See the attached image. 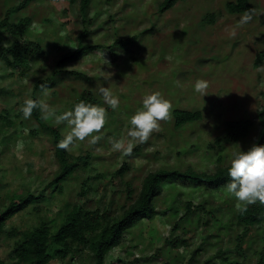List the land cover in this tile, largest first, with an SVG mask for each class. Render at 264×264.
Segmentation results:
<instances>
[{
    "label": "rangeland",
    "instance_id": "374dc122",
    "mask_svg": "<svg viewBox=\"0 0 264 264\" xmlns=\"http://www.w3.org/2000/svg\"><path fill=\"white\" fill-rule=\"evenodd\" d=\"M161 1L90 0L84 15L79 1L72 4L69 0H35L15 13L17 17H31L27 37L41 44L44 56L32 59L23 68L0 59V89L7 93L0 97V207L14 192L30 190L41 193L42 199L10 219L5 226L7 231L15 227L24 232L41 220L57 226L67 202L86 200L89 209L110 207L111 214L117 215L129 202L125 182L137 192L145 175L161 167L184 170L190 166L210 172L218 164V155L222 165L228 164L233 152L247 151L257 139V113L264 104V70L258 69L264 67V57L259 66L254 62L257 53L264 51V0H248L260 14L236 28L234 38L230 31L242 14L229 13L226 4L235 0H181L164 12L159 11ZM19 2L0 0V17L10 4ZM210 14L212 21L207 19ZM84 29L87 34L83 43L100 44V49L89 51L74 62L57 65L60 55L77 46ZM0 38V42L9 41L12 36L0 27ZM100 53L111 67L104 65ZM54 70L59 79L51 89L45 87V96L42 84L37 88L34 85ZM102 71L113 75L105 79ZM198 79L209 83L208 94L203 97L194 91ZM97 84L108 87L119 98L116 110L104 103ZM84 89L94 90L100 97L99 106L107 110V123L96 145L86 140L71 146V155H91V169L74 174L65 182L64 191L52 196L54 189L48 183L59 168L52 136L32 116L24 119L19 109L35 90L39 99L59 114L71 110ZM153 92L168 99L172 111L199 109L201 119L175 129L171 111V119L161 122V131L142 144L140 153L125 156L114 151L109 138L126 136L130 117L142 107L143 97ZM244 119L252 120V125L243 139L231 142L223 136L215 149L209 147L223 135L225 121ZM47 122L59 127L63 136L69 131L66 124L56 125L52 119ZM125 161L129 168L123 178L114 175ZM97 173L102 174L103 187L93 190V176ZM88 176L92 178L86 179ZM82 185L83 189H90L78 197ZM181 191L173 193L177 198L172 207L166 208L172 194L165 189L156 199L157 210L165 211L164 214L131 228L105 263L119 260L121 264H219L227 254L226 264L255 263L256 252L264 245V223L248 229L244 247L251 242L250 248L236 252V233L246 229L232 230L225 225L227 208L238 202L226 187L205 194L187 186ZM188 198L195 203L206 200L205 206L212 215L196 211L190 224L183 220L174 228L175 217L171 213H175L180 200ZM197 217L200 221L196 225ZM177 237L184 238L186 245H174ZM19 240V232L14 237L0 236L3 264L14 263L9 254ZM78 248L72 256L49 264H92L90 251ZM218 248L223 254L217 253Z\"/></svg>",
    "mask_w": 264,
    "mask_h": 264
},
{
    "label": "trees",
    "instance_id": "16d2710c",
    "mask_svg": "<svg viewBox=\"0 0 264 264\" xmlns=\"http://www.w3.org/2000/svg\"><path fill=\"white\" fill-rule=\"evenodd\" d=\"M32 1L35 0H20L16 5L12 3L8 6L4 16L0 17V27L12 36L11 40H3L0 42V59L5 61L8 65L13 67H26L28 63L35 58H42L44 51L38 41L31 40L27 37L31 17H17L15 14L18 10L27 7ZM79 1L80 11L85 15L90 0H69L70 3ZM178 1L181 0H162L159 4V11L173 7ZM226 9L229 13H241L249 9H253L248 0H235L227 2ZM213 15H208V20H213ZM87 34L84 29L79 37L77 46L73 50L65 51L60 55L56 61L57 65H65L84 57L89 51L100 49V44L83 43L82 38ZM1 40V38H0ZM264 57V51H259L256 55L254 65L257 67L261 64ZM73 74H77L71 71ZM58 72L55 70L52 74L44 80H39L35 83L34 88L40 84L51 89L58 81ZM29 99L40 100L35 90L32 91ZM6 91L0 89V97L6 96ZM80 101L86 103L100 105L102 100L96 96V92L91 89H84L76 98L71 106ZM32 117L52 136V141L55 146V155L58 160L59 168L53 178L49 181V187H53L54 191L51 193L55 196L56 192H63L65 189V182L74 176L79 171H88L90 167L89 153L71 155L68 151L57 148V143L63 139L62 132L59 127L54 126L47 121L41 119L39 110H34ZM201 111L199 109H173L172 118L173 126L175 129L181 128L185 124L193 123L201 119ZM257 118L260 122V130L257 139L249 146V148L256 144L258 146L264 145V104L257 113ZM13 123V122H12ZM224 133L216 137L214 143L209 147L213 150L220 144L222 137L228 141L236 142L243 139L247 129L252 125V120H228L224 123ZM35 134V130L30 131ZM248 148V149H249ZM142 144L134 147L132 154L140 153ZM221 157L218 155V164L215 168L208 172L204 170H196L192 167H187L184 170L178 168H158L154 171L148 172L142 180L137 192L129 182H125L126 198L128 205L117 215L111 214L110 207H97L89 209L86 207V200L82 203H69L64 206V213L62 214L59 224L53 226L47 220L41 222L31 229H26L24 232L17 231L16 228L6 229L7 222L17 214L23 212L31 204L38 199H42V194H34L30 190L25 193H13L8 202L0 207V236L7 235L14 237L18 232L20 240L15 245L13 252L9 254L13 260V264H49L54 259H66L73 255L74 249L80 250L78 247L82 246L90 251L92 264H106L105 259L109 256L110 252L122 244L125 234L141 221H151L155 217L163 215L165 211H158L156 199L165 190H169L172 194L169 198L166 208L172 207L173 202L177 198L175 194L182 192L185 186L189 187L192 191L194 189L200 190L203 194L218 191L230 182L228 176V168L230 163L222 165ZM129 165L125 161L121 166L113 172L114 175L123 178ZM101 173L93 176L95 182L92 183L93 190L102 189L100 185ZM92 178L88 176L86 179ZM85 180L82 181V183ZM82 185L77 191L78 197L84 196L88 190L83 189ZM206 200L202 199L198 203L191 198L180 200L179 207L175 213H171L175 217L174 228H176L181 221L187 223L192 222V215L198 211L206 212L212 215V212L205 206ZM160 212V213H159ZM227 221L225 224L230 229L242 227V232L236 233L234 248L236 252L245 251L250 248L251 242L244 247L245 236L248 229L264 223V204L259 202L248 205L247 211L240 213L236 210L232 203L225 212ZM198 216V215H196ZM212 218V216L210 217ZM200 219L197 217L195 220L196 225ZM53 223V221H51ZM206 223L208 220L205 221ZM174 242L186 245L184 238H175ZM264 242V239H263ZM196 252V251H195ZM217 253L223 254L221 249H217ZM256 254L257 259L254 264H264V245ZM229 254L224 256L219 264H226ZM192 259V258H191ZM0 264L3 261L0 260ZM109 264H121V261L111 262ZM124 264V263H123ZM129 264V263H125Z\"/></svg>",
    "mask_w": 264,
    "mask_h": 264
},
{
    "label": "clouds",
    "instance_id": "9594fccd",
    "mask_svg": "<svg viewBox=\"0 0 264 264\" xmlns=\"http://www.w3.org/2000/svg\"><path fill=\"white\" fill-rule=\"evenodd\" d=\"M255 9L245 11L237 22L236 27L230 31V35L236 36V28L251 22L258 15ZM103 59V53H100ZM104 65L111 67L110 61L103 59ZM264 70V67L258 71ZM103 72V71H102ZM105 79H109L113 73L103 72ZM209 83L198 79L194 84V91L201 97L208 94ZM44 95L48 93L44 85H41ZM96 90L105 104L111 109L119 107V98L113 92L101 84L96 85ZM34 110H39L41 119L54 120L56 125L66 124L69 131L63 139L57 143V148L68 151L77 142L88 141L90 145H96L102 136L99 135L107 123V110L99 105L80 101L72 110L57 113L45 100L26 99L19 111L24 119H29ZM172 104L164 98L160 92L147 94L142 99V107L130 117V127L126 136L122 138L110 137L109 143L114 151L122 152L125 156H131L137 144L146 143L153 133L161 131V122L171 119ZM90 138V139H89ZM230 182L226 185V191L238 201L235 208L241 214L247 211L248 205L257 202L264 204V145L253 144L247 151H235L231 154L228 168Z\"/></svg>",
    "mask_w": 264,
    "mask_h": 264
}]
</instances>
